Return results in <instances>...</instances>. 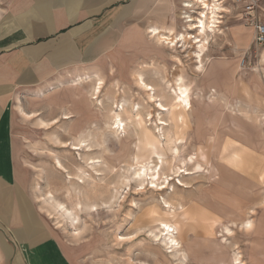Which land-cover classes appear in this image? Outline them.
Instances as JSON below:
<instances>
[{
  "label": "rangeland",
  "instance_id": "obj_1",
  "mask_svg": "<svg viewBox=\"0 0 264 264\" xmlns=\"http://www.w3.org/2000/svg\"><path fill=\"white\" fill-rule=\"evenodd\" d=\"M220 1L227 11L220 14L219 31L209 36L199 71L194 40L169 48L144 33L138 60L108 65L101 107L90 97L97 77L58 90L46 104L26 98L16 102L12 128L19 184L35 214L20 202L22 229L14 230L18 239L52 237L75 264H231L237 256V263L264 264V44H254V31L231 0ZM5 5L0 0V12ZM181 5L182 0L140 3L138 27L153 24L173 34L182 32L187 24L181 16L188 12ZM136 71L155 87L167 111L149 103L134 85ZM178 77L190 89L192 108L187 112L174 107ZM118 103L127 109L138 106V114L122 113L125 132L115 134L110 122ZM160 121L166 126H157ZM141 127L152 137L154 151L139 146L135 133ZM80 139L91 149L72 150L71 144ZM227 140L236 144L225 149H249L254 178L243 175L249 166L224 170L226 162L240 160L227 150L218 161ZM157 156L166 159L161 166L166 183L162 177L152 187L147 179L143 190L130 176L137 162L150 167L154 163L147 162ZM88 159L94 166L87 165ZM218 171L237 173L242 180L218 181ZM91 205L96 210L90 212ZM246 221L254 225L248 233L242 225ZM161 222L176 229L179 252L172 254L164 246ZM20 261L14 243L0 229V264Z\"/></svg>",
  "mask_w": 264,
  "mask_h": 264
},
{
  "label": "crops",
  "instance_id": "obj_2",
  "mask_svg": "<svg viewBox=\"0 0 264 264\" xmlns=\"http://www.w3.org/2000/svg\"><path fill=\"white\" fill-rule=\"evenodd\" d=\"M150 2L155 0H6L0 12V229L23 264L75 263L52 237L32 242L14 235L22 229L19 204L28 205L19 184L14 105L23 98L46 104L74 79H102L108 65L138 60L140 38L154 26L138 27L139 7Z\"/></svg>",
  "mask_w": 264,
  "mask_h": 264
},
{
  "label": "bare ground",
  "instance_id": "obj_3",
  "mask_svg": "<svg viewBox=\"0 0 264 264\" xmlns=\"http://www.w3.org/2000/svg\"><path fill=\"white\" fill-rule=\"evenodd\" d=\"M221 3L222 2L220 0H182L181 6L184 10H186L188 12L187 14H186V12H184L183 13L184 15L181 16L182 19H185V23L187 24L185 29L182 32H178L176 34H173L171 32V30L163 31L160 28L155 27V26L147 27L145 32H146L148 38L151 41H153V43L155 42L157 44L165 45L169 48L178 47V46L184 47L187 44L188 40H190V39L194 40L193 43L196 45V50L194 52V54H195L194 56H195V58H197L198 65H199L198 67L195 68V70L199 71L200 69H202V53H203V51L207 45V42L209 40V36H212L213 34H215V32L219 31V24L221 23V21L219 19L222 18L220 16V14L223 11H227L223 8ZM194 7H197L195 10H198L199 12H197V13L194 12L192 10ZM192 14H195V16H191ZM191 31L195 32V34L193 35L192 33H189ZM178 63H181V60H178ZM93 78H95V77L85 76L83 79L82 78L74 79L71 83V86H74V87L80 86V84L82 83L83 80L85 82H89ZM97 79L98 80L95 82V84L92 88L90 97H91V100L97 102L98 103L97 105L99 107H101L102 105H101V102L99 101V94H100L103 83H102V79H100V78H97ZM132 80H133L134 85L145 94L149 103H155L156 102L157 105H156V103H155V105H156V107L159 108L160 111H167L168 110L166 108V105H163L162 102L160 101V99L158 100L159 97L156 94L155 87L153 85L147 83L145 81V79L143 78V75L139 71H136V73L133 75ZM174 80H175V83L177 86V89L174 88L175 97H173V100L176 101V106H174V107L175 108H181L185 112H187V111L191 110V108H192L190 95H189L190 89L187 88L188 86L183 84L182 78L178 77L177 79H174ZM112 110H113L112 111L113 113L111 114L110 128L112 130H114L115 134L116 133L118 134V132L119 133L125 132L124 122L121 119L122 113L128 114L129 116L135 115L134 113L138 114V106H135V105H132L130 109H127L125 104L118 103V104H115V106ZM24 115L27 116V118L29 117V115H26V114H24ZM67 115L66 114L63 115V117H62L63 120H67L69 118ZM174 115H175V112L171 113V117H170L172 119L171 121H173L172 117ZM41 125L45 126V127L48 126V124H45L44 122H42ZM138 125L139 124L137 122V126ZM160 125L166 126V124L164 122H161V121L158 123L157 126H160ZM135 134L137 136L139 146L143 147L144 151H148V152L154 151L149 146L151 144V141H152L151 138L152 137L150 136L149 132L144 127H141L140 129H138ZM162 135L164 136V139L160 137V141L165 140V134H162ZM176 141H177V138L175 139V142ZM85 142L86 141L84 139H80L78 141V143H76V144L70 143L72 150H80L82 148L84 150H86L85 147H87L88 145H84ZM227 144L235 145L236 143H233V142L228 141V140L225 141L223 143V148L221 147V149L219 150L218 161H222L221 159H219V156H221L222 153H225V151H227V150L230 151V153H235L237 156H239L240 160L237 161V164H235V162H234V164H232V162H226V164L224 165V170L230 171L228 169H231L233 167L241 168L242 166H246V167L249 166V169H246V171L243 173V175L251 176L250 169L252 168V165H251L252 163L250 162L251 160L248 157V150L249 149H247V147L241 145V143H240V145H241L240 149H237V148L236 149L232 148L231 150L229 148L225 149ZM66 146L67 145L65 144V145H62L61 147L65 148ZM89 149H91V148L89 147L88 150ZM174 152H175V156H176V154L178 153V150L174 149ZM175 156L173 159H175ZM203 158H204V156H203ZM86 163L88 166H91V167L94 166V164H95L92 159H88L86 161ZM150 163H154V165L150 166V167L148 166L145 168V165H144L145 163L143 164L142 161L137 162L136 165H139V167L137 169L135 168V170L132 172V174L130 176L131 177L130 180L131 181H133V180L137 181L138 185L141 186L142 187L141 189H143V190H144L145 181H147V179H149V184L151 186L155 185V187H157V181L162 179V177L164 175V173L161 172V169H162L161 166L164 163H166V159H163V158L157 156L155 162H147V164H150ZM57 165H59L61 167V165L58 161H57ZM231 165H233V167ZM200 168H201V166L199 164L195 165V169H200ZM173 173L177 174L178 170H175V171L173 170ZM231 173H232V171H231ZM217 175H218V181L223 180V181L229 182V181H233L235 179L242 180V178H241L242 176L237 175V173L224 175V172L220 173L218 171ZM262 177H263V175L261 173V175H259V179L261 180ZM251 178H254V175H252ZM166 179H167V177L164 178V182L162 184L166 183L165 182ZM78 205L79 204L75 205L74 210H77ZM95 207H96L95 205L89 206L90 212H92L93 209L96 210ZM56 213H58V212H56ZM242 225H243L244 231L246 233L251 231L254 227V225L251 221H246ZM159 227H161V230L159 229L160 234L164 236L163 237V244H164V246H166V249L169 248L170 253H172V254L174 252H177L180 246H179V243L175 239V236H174L175 235L174 230H176V229H174L172 225H170L168 223H164V222H161L159 224ZM226 232L229 233L230 231L227 230ZM175 255H177V254L175 253ZM182 259L184 261H186V256L184 254L182 255ZM238 259H239V256L233 257L232 259H230L231 264H233V262H234V264H236ZM222 264H224V262ZM237 264H242V262L239 261Z\"/></svg>",
  "mask_w": 264,
  "mask_h": 264
},
{
  "label": "built area",
  "instance_id": "obj_4",
  "mask_svg": "<svg viewBox=\"0 0 264 264\" xmlns=\"http://www.w3.org/2000/svg\"><path fill=\"white\" fill-rule=\"evenodd\" d=\"M244 24L254 31V44H264V0H231Z\"/></svg>",
  "mask_w": 264,
  "mask_h": 264
},
{
  "label": "snow or ice",
  "instance_id": "obj_5",
  "mask_svg": "<svg viewBox=\"0 0 264 264\" xmlns=\"http://www.w3.org/2000/svg\"><path fill=\"white\" fill-rule=\"evenodd\" d=\"M152 187H155V185H152Z\"/></svg>",
  "mask_w": 264,
  "mask_h": 264
}]
</instances>
